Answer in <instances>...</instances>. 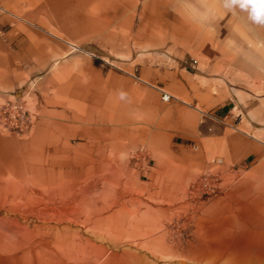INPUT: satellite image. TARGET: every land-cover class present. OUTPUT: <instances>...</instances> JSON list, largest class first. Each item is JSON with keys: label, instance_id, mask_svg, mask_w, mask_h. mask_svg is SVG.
I'll use <instances>...</instances> for the list:
<instances>
[{"label": "rangeland", "instance_id": "374dc122", "mask_svg": "<svg viewBox=\"0 0 264 264\" xmlns=\"http://www.w3.org/2000/svg\"><path fill=\"white\" fill-rule=\"evenodd\" d=\"M260 2L0 0V264H264V156L175 140L264 91Z\"/></svg>", "mask_w": 264, "mask_h": 264}, {"label": "crops", "instance_id": "0c3cea01", "mask_svg": "<svg viewBox=\"0 0 264 264\" xmlns=\"http://www.w3.org/2000/svg\"><path fill=\"white\" fill-rule=\"evenodd\" d=\"M173 98L191 103L186 96ZM232 102L227 101L217 109L205 113L206 118L215 122L212 123V127L209 126L207 119L205 124H202L203 119L197 122L195 119L197 111L194 108L187 106L185 109L179 108L187 112L190 118L178 116L176 145L196 146L201 156L206 157L205 142L210 143L211 151L220 156L222 162L231 166H244L264 156V91L261 95L242 97L241 101L233 102L234 106H231ZM234 109L235 114L232 116ZM245 221L241 232L256 239L264 237L259 235L260 227H257V233L255 232L257 224L264 222V203H255L251 215H247Z\"/></svg>", "mask_w": 264, "mask_h": 264}, {"label": "built area", "instance_id": "2783aa9c", "mask_svg": "<svg viewBox=\"0 0 264 264\" xmlns=\"http://www.w3.org/2000/svg\"><path fill=\"white\" fill-rule=\"evenodd\" d=\"M196 64H197V61L195 59H193L192 60V65L194 66ZM160 95H161L162 101H164V102H168L171 99H173V96H171L169 93H167L165 91H161ZM3 112H5V110L0 111V114L3 113ZM192 148L193 149H197L196 146H192ZM217 162L220 164L221 160H218ZM212 179L207 178V177H202V179L199 182V187L203 190V192L205 194L214 193L216 191V189H217V187L214 185V183L211 182Z\"/></svg>", "mask_w": 264, "mask_h": 264}, {"label": "clouds", "instance_id": "9594fccd", "mask_svg": "<svg viewBox=\"0 0 264 264\" xmlns=\"http://www.w3.org/2000/svg\"><path fill=\"white\" fill-rule=\"evenodd\" d=\"M260 7H261V18L260 20L256 21L257 23H264V0H261L260 2ZM121 98H123V94H121Z\"/></svg>", "mask_w": 264, "mask_h": 264}]
</instances>
